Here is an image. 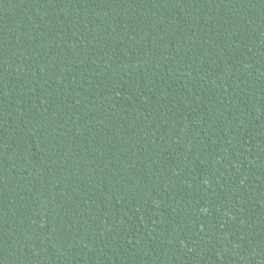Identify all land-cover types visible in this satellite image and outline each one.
<instances>
[{
    "label": "trees",
    "instance_id": "16d2710c",
    "mask_svg": "<svg viewBox=\"0 0 264 264\" xmlns=\"http://www.w3.org/2000/svg\"><path fill=\"white\" fill-rule=\"evenodd\" d=\"M0 264H264V0H0Z\"/></svg>",
    "mask_w": 264,
    "mask_h": 264
}]
</instances>
